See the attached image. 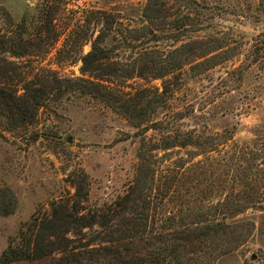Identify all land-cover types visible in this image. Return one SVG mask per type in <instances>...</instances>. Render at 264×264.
I'll return each mask as SVG.
<instances>
[{
  "label": "rangeland",
  "instance_id": "obj_1",
  "mask_svg": "<svg viewBox=\"0 0 264 264\" xmlns=\"http://www.w3.org/2000/svg\"><path fill=\"white\" fill-rule=\"evenodd\" d=\"M0 35V86L61 82L28 125L0 118V258L264 264V0H0Z\"/></svg>",
  "mask_w": 264,
  "mask_h": 264
},
{
  "label": "trees",
  "instance_id": "obj_2",
  "mask_svg": "<svg viewBox=\"0 0 264 264\" xmlns=\"http://www.w3.org/2000/svg\"><path fill=\"white\" fill-rule=\"evenodd\" d=\"M20 28L22 29L24 28V26L21 25ZM5 38L6 37L4 35H0V49H7L6 45L9 42V38ZM5 52H7V50ZM12 55L15 57H19L20 55H22V53L17 51L14 52ZM107 57L108 56L106 55V51L100 48L98 44L94 43L91 47V51L85 56H83V58L81 59L82 70L84 72H90L101 69V63L107 60ZM136 60L137 59L133 61L134 64L136 63ZM127 71L130 73L127 74V77H132V75L134 74H131V72L135 71V68H132L131 70ZM60 83V80H58L57 78H53L50 83H47L45 85H42L40 82H36L34 79H32L23 85L22 94H17V92H15V90H13L12 86L10 85L0 86V118H6L12 128H18L20 126L22 127L28 125L32 121V119H34L38 108L43 103V100L48 95L55 92V90L61 89ZM164 142L167 143L165 145L166 149L179 146H197L200 144L197 139H195L189 134L185 136H180V134L177 133L171 138H164ZM87 195V192L83 188L77 187L75 193L76 198L84 201L86 200ZM75 207H78V205H75ZM2 213L6 215L11 213V210L3 209ZM76 213L77 211H68L67 214L64 215L65 220H67L73 225L84 227H89L94 224V217L93 219L89 220L83 216H77ZM55 227L56 223L53 219L48 220L46 223H43L41 227H39L37 239L35 240L39 247H42L41 238L43 236L47 234L49 235V237L55 235ZM202 230L205 237H216L217 231L214 230L212 226L206 225L202 228ZM50 242L52 243L51 240ZM52 246L49 249L46 248V252L52 251L54 249L53 243ZM40 254L41 252H39L37 249L24 251L15 248L13 245H9L0 258V264H10L17 260L29 259L32 256L37 257L40 256Z\"/></svg>",
  "mask_w": 264,
  "mask_h": 264
}]
</instances>
